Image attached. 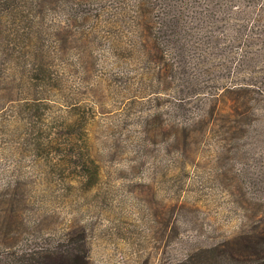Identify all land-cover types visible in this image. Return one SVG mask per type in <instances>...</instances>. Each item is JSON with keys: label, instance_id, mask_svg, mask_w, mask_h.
Wrapping results in <instances>:
<instances>
[{"label": "rangeland", "instance_id": "1", "mask_svg": "<svg viewBox=\"0 0 264 264\" xmlns=\"http://www.w3.org/2000/svg\"><path fill=\"white\" fill-rule=\"evenodd\" d=\"M136 1L0 0V264L67 233L87 264H237L264 227V62L236 23L146 59Z\"/></svg>", "mask_w": 264, "mask_h": 264}, {"label": "trees", "instance_id": "2", "mask_svg": "<svg viewBox=\"0 0 264 264\" xmlns=\"http://www.w3.org/2000/svg\"><path fill=\"white\" fill-rule=\"evenodd\" d=\"M254 3L260 5L258 9L254 8L260 12L256 27L251 16ZM236 5V10L229 11L230 5H224L223 2L219 5L216 0H138L135 4L137 15L133 18V21L137 22L133 27L134 47L149 60L152 56L151 50L162 47L176 55L184 52L189 46H194V43L205 44L208 49H221L218 48L220 40L215 31L219 27L217 25L230 26L236 23V44L241 45L243 50L239 59L258 60L261 57L264 62V47L258 55L251 52L254 47L264 45V0H236ZM156 8L161 9L156 18L146 16L145 24L142 25V13L146 9L152 13ZM194 10L195 14L192 13ZM150 21L152 22L147 29ZM251 21L253 23L250 25ZM224 30L227 32V29ZM162 55L166 58L169 53L163 52ZM221 55L223 56L219 57L224 60L230 56L224 51ZM71 234L67 233V236L70 235V243L66 247L43 254L39 264H87V255L82 247L84 239L71 238ZM41 252L44 251H38L39 254ZM230 255L225 252L228 260L234 261L235 253ZM30 263L36 264V259L32 257ZM236 263L264 264V227L260 231L243 232L236 237Z\"/></svg>", "mask_w": 264, "mask_h": 264}]
</instances>
